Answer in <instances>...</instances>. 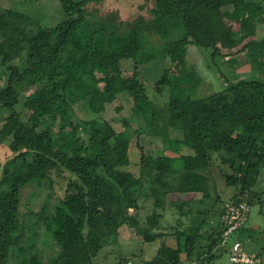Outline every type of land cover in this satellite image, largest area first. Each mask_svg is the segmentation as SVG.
<instances>
[{
    "label": "trees",
    "instance_id": "obj_1",
    "mask_svg": "<svg viewBox=\"0 0 264 264\" xmlns=\"http://www.w3.org/2000/svg\"><path fill=\"white\" fill-rule=\"evenodd\" d=\"M58 1L64 17L53 26H42L17 9L0 12V63L7 73L0 107L9 110L0 127V145L12 135L14 152L0 163V264H96L105 239L122 227L155 242L165 237L158 231L164 217L159 208L167 196L178 199L180 211L188 204L183 213L199 226L178 229L176 247L164 239L145 264H180L183 256L214 264L216 250L229 252L222 221L227 206L262 202L253 187L264 168V81L227 82L205 95L199 92L204 78L193 67L186 65L181 74L167 67L152 82L145 73L161 61L178 63L188 43L210 48L213 60L223 58L225 65L240 64L236 58L243 53L250 60L264 57V38L258 37L263 1L144 0L142 7L152 17L133 21L121 19L117 10L102 14L98 6L104 0ZM22 53L28 63H12ZM130 60L134 67L127 73L121 67ZM150 83L161 97L167 88V98L152 99ZM186 83L189 90L177 99V88ZM119 98L121 107L130 103L134 114L145 119L149 136L161 137L164 151L177 153L183 163L159 154L154 165H147L143 157L141 174L131 181L111 158L129 164L131 140L145 131L121 118L120 129L110 123L113 133L106 139L79 134L83 123L73 119L75 105L102 112L105 102ZM215 155L228 168L220 171L225 185L236 192L224 203L220 225L209 231L204 228L207 209L197 205L211 196L215 181L207 170ZM188 158L197 161L189 165ZM67 170L75 179L67 177ZM57 177L68 182L52 208L48 201L38 210L22 203L30 185L55 192ZM149 199L155 209L144 223L137 211ZM241 230L245 224L234 234ZM234 234L229 242L236 240Z\"/></svg>",
    "mask_w": 264,
    "mask_h": 264
},
{
    "label": "rangeland",
    "instance_id": "obj_2",
    "mask_svg": "<svg viewBox=\"0 0 264 264\" xmlns=\"http://www.w3.org/2000/svg\"><path fill=\"white\" fill-rule=\"evenodd\" d=\"M250 1H263L264 0H250ZM144 0H104L98 6L102 14H106L111 10H117L120 12L121 19L134 20L136 17L143 15L147 18H151L152 14L142 7ZM91 6H97L92 3ZM151 7V6H150ZM149 7V8H150ZM4 9H17L28 13L30 16L35 17L41 22L42 26H53L63 19V13L59 7L58 0H0V12ZM258 37L264 38V20L258 24ZM27 54L22 53L19 57L15 58L12 63H17L20 66H25ZM240 64L232 65L228 61L226 65L223 58H217L215 61L212 58V50L210 48H202L197 45L188 43L187 47L183 46L180 51L178 63L171 65L170 60L161 61L159 65H155L150 69H147L146 76L153 78L148 81H154V78H160L162 71L170 67L173 73L181 74L183 67L186 65L190 68L193 67L197 71L198 75H202L204 78L203 83L199 87L200 94H211L214 91L223 89L227 82H236L241 79H258L264 81V57L253 56L250 60L245 53L239 55L236 58ZM171 65V66H170ZM134 67L133 61H124L122 64L123 71L132 73ZM114 74V70H109V75ZM6 69L0 63V88L6 82ZM131 84H135V81H129ZM132 84V85H133ZM148 93L152 99H159L162 101L167 98L168 90L165 88L163 96L161 97L154 90L152 83L147 86ZM189 90L188 83L183 84L176 91V98L180 99L184 93ZM123 98H119L114 102L106 103L105 110L102 112L93 111L82 103L75 105L74 107V121H80L83 123V129L80 130V135L84 138L92 137L94 140H102L108 138L112 133V126L115 129H120L121 122L119 119L126 118L132 124L134 129L146 130V121L142 116L134 114L131 104L124 103V107H121ZM162 103V102H160ZM121 107V109H118ZM45 109V108H44ZM9 114V110L0 107V127L4 123V117ZM63 119V117H62ZM13 126V125H11ZM12 141V135L6 137L3 143L0 145V163L4 164L8 159L14 156L13 148L10 145ZM159 154H170L175 157L176 160L180 159L177 153L173 151H164V143L161 137L152 138L149 134L141 132V134H134L131 140L130 148V163L126 165L119 164V158H111V163L118 167L120 170L127 171L130 174V180L134 181V178H138L141 174V160L144 157V162L147 165H154V158ZM186 159V158H185ZM184 159V160H185ZM188 164L194 165L197 161L193 158H188ZM190 161V162H189ZM213 166L207 170L209 179H213L214 186L211 189V196L206 199V204L203 206L197 205V209H207L206 219L208 224L204 228L212 230L218 227L221 223V211L224 207V203L230 201L236 192L235 187H228L225 185V180L220 174V171H228L219 157L215 155L213 157ZM68 178L75 179V176L70 172H65ZM146 181L147 178H144ZM68 181L57 177V183L54 190L48 187L44 189L38 188L34 185L28 186L22 195V203H28L32 205L35 210H38L42 204L46 201L50 203V207L54 206L57 201V194L61 195L62 191L66 188ZM253 189L261 194L260 199L262 202L254 200L251 203V211L248 221L245 223V230H241V233L237 232L233 235L232 239H238L243 243V247L247 251H256L260 254L264 264V168L261 169L260 175L254 185ZM197 195H193L192 198L197 199ZM166 200L165 207L159 208V211L164 214L162 218L163 227L160 226L158 231L165 233V237L157 239L155 242L148 243L138 233H131L125 227L120 228V232L116 235L109 236L104 241V247L94 259L96 264H129L131 260L132 264H145L147 261L155 258L157 250L161 245V241H165L168 245L176 247V232L178 229L185 230L192 226H199L191 223L192 217L185 216L184 211L188 210V204L183 203L182 211L177 206L178 199L164 197ZM185 199V198H179ZM143 208L137 211L138 217L145 223L146 216L151 213L154 207L152 199L143 203ZM189 214V213H188ZM206 231V229H204ZM86 232V231H85ZM239 233V234H238ZM208 236V233H205ZM206 240L202 239V245H205ZM52 243H54L52 241ZM53 245V244H51ZM40 248H43V244L39 243ZM55 247V243L53 245ZM217 256L214 264H229V254L225 250H216ZM46 257V255H45ZM180 264H205L199 263L195 260L182 258ZM208 264V263H207Z\"/></svg>",
    "mask_w": 264,
    "mask_h": 264
},
{
    "label": "built area",
    "instance_id": "obj_3",
    "mask_svg": "<svg viewBox=\"0 0 264 264\" xmlns=\"http://www.w3.org/2000/svg\"><path fill=\"white\" fill-rule=\"evenodd\" d=\"M250 206L246 202L229 204L223 215L222 221L226 226L225 240L229 249V264H262L257 253L244 249L242 242L235 240L229 242V237L241 227L248 219ZM229 243V244H228Z\"/></svg>",
    "mask_w": 264,
    "mask_h": 264
},
{
    "label": "bare ground",
    "instance_id": "obj_4",
    "mask_svg": "<svg viewBox=\"0 0 264 264\" xmlns=\"http://www.w3.org/2000/svg\"><path fill=\"white\" fill-rule=\"evenodd\" d=\"M248 205H249V204H248ZM249 206H250V205H249ZM250 211H251V206H250ZM249 215H250V212H249ZM248 218H249V216H248ZM247 221H248V219H247ZM247 221H246V222H247ZM246 222H245V223H246ZM236 240H238V239H236ZM239 241H240V240H239ZM240 242H241V241H240ZM242 244H243V243H242Z\"/></svg>",
    "mask_w": 264,
    "mask_h": 264
},
{
    "label": "crops",
    "instance_id": "obj_5",
    "mask_svg": "<svg viewBox=\"0 0 264 264\" xmlns=\"http://www.w3.org/2000/svg\"><path fill=\"white\" fill-rule=\"evenodd\" d=\"M253 252H254V251H253ZM255 253H257L258 256L261 258L260 254H259L258 252L255 251ZM261 260H262V258H261ZM262 264H263V261H262Z\"/></svg>",
    "mask_w": 264,
    "mask_h": 264
}]
</instances>
